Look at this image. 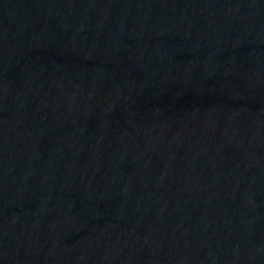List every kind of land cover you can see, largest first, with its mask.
<instances>
[{"label": "water", "instance_id": "obj_1", "mask_svg": "<svg viewBox=\"0 0 264 264\" xmlns=\"http://www.w3.org/2000/svg\"><path fill=\"white\" fill-rule=\"evenodd\" d=\"M0 264H264V0H0Z\"/></svg>", "mask_w": 264, "mask_h": 264}]
</instances>
